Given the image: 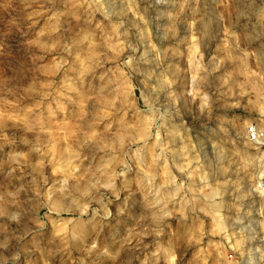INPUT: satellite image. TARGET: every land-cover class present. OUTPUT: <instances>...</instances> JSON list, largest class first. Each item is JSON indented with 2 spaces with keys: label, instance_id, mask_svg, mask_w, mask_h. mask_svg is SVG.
Returning <instances> with one entry per match:
<instances>
[{
  "label": "rangeland",
  "instance_id": "1",
  "mask_svg": "<svg viewBox=\"0 0 264 264\" xmlns=\"http://www.w3.org/2000/svg\"><path fill=\"white\" fill-rule=\"evenodd\" d=\"M0 264H264V0H0Z\"/></svg>",
  "mask_w": 264,
  "mask_h": 264
}]
</instances>
